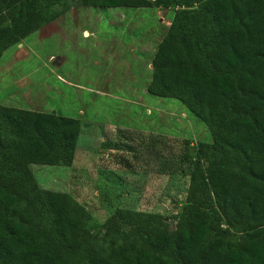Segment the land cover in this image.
Instances as JSON below:
<instances>
[{"label": "trees", "instance_id": "16d2710c", "mask_svg": "<svg viewBox=\"0 0 264 264\" xmlns=\"http://www.w3.org/2000/svg\"><path fill=\"white\" fill-rule=\"evenodd\" d=\"M72 3L176 7L147 92L181 102L211 142L197 144L175 229L117 208L91 234L73 196L31 170L72 165L79 120L0 104V264H264V0H0V57Z\"/></svg>", "mask_w": 264, "mask_h": 264}, {"label": "rangeland", "instance_id": "374dc122", "mask_svg": "<svg viewBox=\"0 0 264 264\" xmlns=\"http://www.w3.org/2000/svg\"><path fill=\"white\" fill-rule=\"evenodd\" d=\"M176 9L72 3L0 57L1 105L79 120L72 165L31 170L42 189L73 196L91 234L117 208L159 213L175 229L197 144L211 142L181 102L147 92Z\"/></svg>", "mask_w": 264, "mask_h": 264}]
</instances>
